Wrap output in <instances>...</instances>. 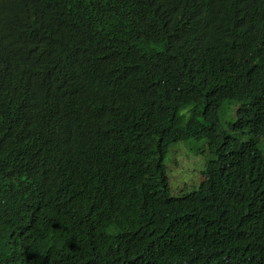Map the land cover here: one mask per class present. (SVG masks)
Instances as JSON below:
<instances>
[{"label":"clouds","instance_id":"obj_1","mask_svg":"<svg viewBox=\"0 0 264 264\" xmlns=\"http://www.w3.org/2000/svg\"><path fill=\"white\" fill-rule=\"evenodd\" d=\"M26 2L0 0V12L16 10L22 24L18 48L0 75V206L12 200L21 215L44 218L64 263L87 264L80 233L87 220L108 223L146 186L164 179L171 197L199 189L172 196L176 182L168 179L164 158L173 144L186 141L194 105L221 115L231 105L237 110L248 88L254 96L263 64L264 21L258 19L264 0H240L248 13L240 24L205 12V0H172L158 23L136 19V6L151 0ZM62 28L85 29L86 36L63 38ZM117 29L125 33L119 47L113 43ZM34 41H73L84 53H112L114 63L98 70L99 80L90 64L69 56L34 69L17 56ZM100 82L134 94L109 104ZM250 123L264 127V100L250 102L239 133ZM261 139L264 131L245 145L247 158H264Z\"/></svg>","mask_w":264,"mask_h":264},{"label":"trees","instance_id":"obj_2","mask_svg":"<svg viewBox=\"0 0 264 264\" xmlns=\"http://www.w3.org/2000/svg\"><path fill=\"white\" fill-rule=\"evenodd\" d=\"M171 1L151 0L148 6H136L137 21L158 23ZM15 2L28 6L26 0ZM205 3V12L218 19L236 20L238 24L248 19L240 0H205ZM62 10L73 14L71 10ZM258 20L264 21V17ZM85 31L61 29L63 38L83 37ZM251 34H255L254 30ZM21 35L17 11L0 12V75L8 71L6 67ZM113 43L118 47L125 44L124 30L115 31ZM17 56L26 58L34 69L40 68L42 61L69 56L90 64L97 80L98 70L114 63L112 53H84L73 41H34ZM34 84L39 83L34 81ZM99 87L109 104L134 94L125 86L110 88L100 82ZM252 100L254 103L264 100V44L254 96L252 88H248L238 97L240 105L227 131L217 126L218 110L193 107L194 120L182 140H204L213 155L199 189L189 195L171 197L164 179L146 186L139 200L126 206L108 223L87 220L80 229L90 254L87 264H264V158L249 159L243 151L264 127L250 123L246 132L239 133ZM125 127L131 128L128 124ZM45 161L49 164L51 159L45 156ZM53 164L59 163L53 161ZM152 169L151 165L149 171ZM133 178H136L135 170ZM137 185L136 182L133 187ZM0 264H65L62 254L51 243L47 221L21 215L12 200L0 206Z\"/></svg>","mask_w":264,"mask_h":264},{"label":"rangeland","instance_id":"obj_3","mask_svg":"<svg viewBox=\"0 0 264 264\" xmlns=\"http://www.w3.org/2000/svg\"><path fill=\"white\" fill-rule=\"evenodd\" d=\"M236 106H229L219 117V126L227 130L228 124L235 119ZM259 148L264 153V140L259 141ZM179 150V151H178ZM212 158L204 140H189L173 144L164 158L168 179L174 177V189L170 188L172 196L189 194L199 187L203 181V171L206 162ZM174 165H177L174 167ZM202 178V180H201Z\"/></svg>","mask_w":264,"mask_h":264}]
</instances>
